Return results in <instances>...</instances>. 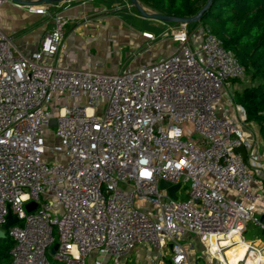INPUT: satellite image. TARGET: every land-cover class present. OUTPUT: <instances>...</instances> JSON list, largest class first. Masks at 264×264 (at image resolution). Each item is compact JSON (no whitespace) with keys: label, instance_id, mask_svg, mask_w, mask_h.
Returning <instances> with one entry per match:
<instances>
[{"label":"built area","instance_id":"built-area-1","mask_svg":"<svg viewBox=\"0 0 264 264\" xmlns=\"http://www.w3.org/2000/svg\"><path fill=\"white\" fill-rule=\"evenodd\" d=\"M70 20L56 13L32 58L0 29V230L17 218L5 230L9 264H87L92 254L125 264L133 253L197 264L194 239L225 264L218 255L247 224L264 231V192L239 150L251 142L223 114L244 67L202 29L172 34L174 50L151 64L69 68L57 55ZM160 181L179 184L175 198Z\"/></svg>","mask_w":264,"mask_h":264},{"label":"crops","instance_id":"crops-1","mask_svg":"<svg viewBox=\"0 0 264 264\" xmlns=\"http://www.w3.org/2000/svg\"><path fill=\"white\" fill-rule=\"evenodd\" d=\"M60 4L62 8L58 13L71 18L64 28L63 43L57 55L60 63L66 67L117 72L123 67L133 68L154 63L175 48L170 37L155 36L154 40H147L142 36L143 32H154L136 26L137 20L143 17L131 11L129 0H63ZM26 7L28 6L13 1L2 5L0 29L11 39L16 54L32 58L37 52L42 35L53 25L52 17L49 19L44 14L31 11L33 7H40L39 5H30L29 9H24ZM137 55L139 57L136 59ZM226 104L223 114L235 120L251 142V153H247V161L256 172L254 187L264 192V141L260 127L245 120L238 104ZM256 240L263 248L264 242ZM192 242L194 248L190 253L191 258L194 261H205L204 255H201L204 252L202 243L195 239ZM135 255L139 258L144 256L142 253ZM164 257L163 260L169 264V255Z\"/></svg>","mask_w":264,"mask_h":264},{"label":"trees","instance_id":"trees-1","mask_svg":"<svg viewBox=\"0 0 264 264\" xmlns=\"http://www.w3.org/2000/svg\"><path fill=\"white\" fill-rule=\"evenodd\" d=\"M149 9L164 15L188 18L194 17L205 5L207 0H137ZM203 29L209 30L222 46L231 50L237 61L244 67L245 73L257 83L246 86L233 93L232 99L243 111L246 121L259 125L264 141V0H209L207 7L201 12L199 20L195 23ZM237 81L233 80L232 82ZM243 158L247 160V151L239 149ZM6 236L0 239V264H9L10 250L13 240ZM244 240L260 239L264 242V231L258 227L247 224L241 233ZM242 240L243 242H245ZM234 242V241H232ZM243 242L235 241L226 248L225 256L229 257L227 263L237 264V257L241 252L236 246ZM229 241L221 243L222 246ZM223 254V255H224ZM220 255L224 260V256ZM252 255V256H251ZM246 258V257H245ZM262 258L259 254H250L249 258L239 259L243 264H256L253 259ZM238 259V260H239ZM198 264H205L198 259ZM131 258L125 264H129ZM108 264V263H107Z\"/></svg>","mask_w":264,"mask_h":264},{"label":"rangeland","instance_id":"rangeland-1","mask_svg":"<svg viewBox=\"0 0 264 264\" xmlns=\"http://www.w3.org/2000/svg\"><path fill=\"white\" fill-rule=\"evenodd\" d=\"M10 2H11V0H4V2L2 4H0V7L2 5H4L5 3H10ZM59 4H60V2H54V3H50V4H41V5H39L40 7H38V8L37 7H33L32 9H44L46 11L44 16L50 19L51 17H53L56 13H58L61 10L62 5L61 4L59 5ZM140 5L148 12L153 11V10L149 9L148 7H145L142 4H140ZM130 8L132 9L131 11H133L137 15H139V13L132 6H130ZM24 9H29V6L24 8ZM137 21L138 22L136 23V26L139 29H144L145 28V29H147L149 31L154 32V35L155 36H159V38L160 37L161 38H165L164 36H166V37H170L171 40H172V34H175V33L179 32L180 30H185L189 34H191L192 36H199V34L201 33V31L203 29L198 24H179V23H173V22H162V21H158V20H155V19H151V18H141V19H139ZM160 27H164V28L162 29ZM164 32H166V33H164ZM175 45H176V43H175ZM138 57H139V55L136 56V59ZM254 83H257V81L252 79L250 74L245 73L244 76L241 79L233 82L234 85H233V87H231L232 91L230 93L232 95V93H234V91L240 90V89H242V88H244L246 86L253 85ZM66 103H67V101H65L64 104H66ZM59 105H62V101H60ZM52 129H53V127H52ZM50 143L52 144V141ZM137 203L139 204V206L141 208H147L148 207V203L146 201H143V202L142 201H138ZM241 238L242 237H239V236L238 237H233V239L231 241H234V242L237 241L238 242V240H239V241L243 242L242 241L243 238L242 239ZM244 241L245 242H243L241 245L236 246V248H238L240 250V252H241L240 253L241 254L240 257H242L243 259L249 258L250 254H254V253H250L248 255V252H247L248 245L253 246V247L257 248V249L260 247L261 248L260 249L261 254L264 253V243H263V248H262L261 247L262 244L259 241H257V240H255L256 242H251L253 240H244ZM233 244H236V243H233ZM198 246H199V248H201V245H198ZM203 250L205 252V247L203 248ZM250 250H253V249L250 248ZM225 251H227V249ZM225 251H224V253H225ZM204 252H201L202 254L201 253L200 254L204 255V260L206 259L204 261L205 264H221V262H219L218 260L212 259L210 256L204 254ZM134 255H135V253L132 254L131 262L129 264H143L144 261H146V260L148 261L149 260V255H146L145 253L142 254V255H145L142 258H139L138 255H135V256ZM220 255L221 254H219L218 256L222 259V257ZM95 256H96L95 254H92L90 257H88L87 264H95V261H93L94 259H96ZM223 256H224L225 260L222 259V261L225 264H229V263H227V261L229 260V257L225 256V254ZM240 257H237V258L239 259ZM262 257H263V259L262 258H259V259L255 258V259H253L250 262L255 261L256 264H263V262H264V255L263 254H262ZM238 259H236L237 260V264H238V262H239V264H243V262L240 259L239 260ZM192 260H193V258H192ZM161 264H167V263L164 260H162ZM249 264H252V263H249Z\"/></svg>","mask_w":264,"mask_h":264},{"label":"water","instance_id":"water-1","mask_svg":"<svg viewBox=\"0 0 264 264\" xmlns=\"http://www.w3.org/2000/svg\"><path fill=\"white\" fill-rule=\"evenodd\" d=\"M15 3L22 4L25 6L30 5H41V4H50L54 2H61L63 0H11ZM130 4L134 7V9L139 13V15L143 18H151L162 22H173V23H179V24H190L195 23L199 20L201 12L207 7L209 0L206 1L205 5L200 9V11L194 16V17H188V18H179L169 15H164L161 13H157L154 11L148 12L146 11L137 0H129ZM55 119L50 120V126L54 125ZM159 186L161 189H166L169 193V195L172 198H175V191L178 189L179 184L170 185L169 182L166 181H160ZM34 203H29L26 205L27 210H32L34 208ZM17 221V218L9 215L8 220L6 224L4 225L3 230H0V239L4 238L6 236L5 230L8 229L12 224H14ZM261 221L264 222V216L261 217Z\"/></svg>","mask_w":264,"mask_h":264},{"label":"snow or ice","instance_id":"snow-or-ice-1","mask_svg":"<svg viewBox=\"0 0 264 264\" xmlns=\"http://www.w3.org/2000/svg\"><path fill=\"white\" fill-rule=\"evenodd\" d=\"M148 173H145V175H147Z\"/></svg>","mask_w":264,"mask_h":264},{"label":"bare ground","instance_id":"bare-ground-1","mask_svg":"<svg viewBox=\"0 0 264 264\" xmlns=\"http://www.w3.org/2000/svg\"><path fill=\"white\" fill-rule=\"evenodd\" d=\"M225 241H223L222 243H224Z\"/></svg>","mask_w":264,"mask_h":264}]
</instances>
